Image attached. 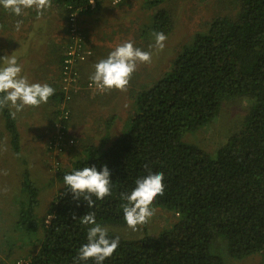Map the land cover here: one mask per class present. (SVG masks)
<instances>
[{"label": "trees", "instance_id": "trees-1", "mask_svg": "<svg viewBox=\"0 0 264 264\" xmlns=\"http://www.w3.org/2000/svg\"><path fill=\"white\" fill-rule=\"evenodd\" d=\"M91 1L53 0L65 9L64 19L73 15L77 25L84 15L94 17L95 4L110 2L94 0L93 7ZM173 1H144L142 5L153 13L141 36L171 34L173 20L163 5ZM239 5L235 18L217 16L206 24L207 30L199 29L190 42L178 46L168 68L154 75L150 86L141 81L140 89H131L135 111L119 135L113 136L112 130L116 115L110 116L98 142L83 148L71 167L56 171L54 181L63 189L48 213L49 221L37 215L40 189L26 177L27 200L20 205L17 224L37 252L24 264H74L79 248L87 243L91 225L81 224L80 218L88 212H94L97 223L108 229L109 239L119 237L118 248L103 264H228L258 253L264 257V0H240ZM80 30L87 33L83 27ZM63 59L60 54L59 67ZM71 97L65 99L63 91L55 89L47 102L51 108L64 101L69 111L64 119L59 118L62 110L56 107L54 113L49 108L53 123H60L64 132L62 154L72 146L71 116L80 104L76 95ZM238 98L252 100L242 128L225 139L215 154L187 140L220 114L225 101ZM3 117L16 144L20 138L16 117L8 109ZM54 129L51 138L58 132ZM104 165L110 171L112 194L103 200L93 197L95 206L89 208L83 199L73 198L63 177L84 167L101 171ZM149 170L164 174L165 188L164 196H158L151 207L173 220L154 236L148 223L141 225L138 238L111 232L110 228L127 226L121 193H130L136 179Z\"/></svg>", "mask_w": 264, "mask_h": 264}, {"label": "rangeland", "instance_id": "rangeland-1", "mask_svg": "<svg viewBox=\"0 0 264 264\" xmlns=\"http://www.w3.org/2000/svg\"><path fill=\"white\" fill-rule=\"evenodd\" d=\"M144 1L121 0L115 4L113 0H110L109 4L114 8H112V15L111 13L108 14V10L106 13L101 12L107 19L106 25L108 24L102 28L101 32L103 33L101 35L104 38V44L109 43L113 46V49L125 41H132L135 47L144 48L143 51L152 53L151 63L138 65L126 92L118 90L106 93L91 92L87 90L85 85L86 81L90 79L83 80L84 85L80 84L79 91L72 93L78 97L76 103H80L77 108L75 104L76 112H73L71 116L72 127L69 129L70 138L68 141H72V146L70 148L67 147L66 152L64 151L61 157L53 156L48 150L49 140L53 135L51 130L56 131L54 129L56 128V122L53 123L54 118L49 112L48 103L45 105L41 104L36 108L26 107L16 114L15 119L20 132V138L16 144L11 141V133L3 117L4 109L9 110V108L6 107L0 110V264H12L11 262L17 258L28 262L31 255L37 252L35 247L30 246L32 241L30 236L17 224L20 205L27 200L23 189L26 177L33 180L40 189L39 204L36 208L37 215L41 218L46 217L49 220L51 215H48V213L52 204L63 189L61 185L54 181L56 171L71 167L72 163L82 156L83 148L98 142L99 136L103 134L106 121L110 119V116L116 115L115 126L112 130L115 131L113 136L119 135L126 128L127 121L135 111V108H133L134 99L130 94L134 91L131 89H140L139 83L141 81H145L144 84L147 87L150 86L153 76L168 68L171 58L177 54L178 46L190 42L193 39L194 32L199 29L207 30L208 26L206 24L217 16L235 18L240 6V0H175L170 4L163 5L164 8L170 11L173 29L171 34L167 36L163 51L157 52L154 47V36H141L143 28L147 27L151 21L150 15L153 13L150 8L142 5ZM124 5L127 7H124ZM4 15H6L5 21L2 18ZM69 17L66 18L64 23L65 39H67L64 40V43L58 42L59 44L56 43L55 45L58 53L62 55H64L69 41ZM55 18L53 17L49 20L41 19V22L46 27L44 31L46 35L44 36L40 30L38 31V34L41 35L36 41V43L40 44L39 50L32 52L35 63H39L38 58L41 55V49L46 48L45 41H48L49 36L52 37L53 35ZM17 20H21L20 16L17 17L12 13L3 11V7H0V23H4V25H0V58L6 55L10 56V53L15 55L22 47H25V49L29 47L26 46L25 40L21 42L26 27L21 25L19 31L15 27L13 28ZM26 21L30 22V19L26 18ZM99 22L101 23V20ZM110 24H113L112 27ZM118 24L124 25L122 28L125 29L126 27V31L124 33L120 31L118 35H111L114 30H122ZM96 26H98L97 23ZM78 27H81L80 24H78ZM15 43L19 44L15 45ZM150 45H153V47H150ZM85 47L90 50L87 46L86 34ZM103 55L107 57V53ZM87 59L88 57L77 65L78 69L79 65ZM2 64L3 61L0 60V66ZM28 65L31 67L32 62L28 61ZM56 65H58V62H56ZM60 67L62 69L61 65ZM36 69L37 66L34 65L30 69V74H26L30 76V82L32 75H37ZM34 71L35 73L33 74ZM78 73L80 80V69ZM60 82L57 85L54 83L52 87L60 91ZM49 100L51 99L49 98ZM251 102L252 100L248 98L225 101L220 114L198 133L188 135L186 137L187 140H193L198 146L211 154H215L217 149L223 145L225 139L236 131L241 130ZM64 106V101L58 102L57 105L54 102L50 109L54 112L56 107L62 110ZM47 107L48 109L45 110ZM61 117L63 115L59 116V118ZM56 162H58L57 166ZM153 211L154 215L148 221V228L150 234L154 236L163 229L168 228L173 219L164 211L155 210V208H153ZM110 230L118 235L138 238L143 232V227L138 226L137 231H132L127 226L110 228ZM218 246L221 247V243ZM7 256H10L11 260ZM228 264H264V257L261 253H258L241 261L230 260Z\"/></svg>", "mask_w": 264, "mask_h": 264}, {"label": "clouds", "instance_id": "clouds-1", "mask_svg": "<svg viewBox=\"0 0 264 264\" xmlns=\"http://www.w3.org/2000/svg\"><path fill=\"white\" fill-rule=\"evenodd\" d=\"M91 3H94V0ZM0 7L17 17L22 16L25 10L33 9L39 18L52 7V0H0ZM22 24V20L16 21L17 31ZM153 36L156 51H163L167 40L166 34L153 32ZM151 59V52L135 47L132 41L117 45L107 58L95 64V71L89 79L98 91L92 92L106 93L112 90L126 92L138 65L151 63ZM0 60L3 61L0 66V110L9 108L13 119L26 107L36 108L46 104L55 94V89L50 85L30 82L26 75H22V66L14 55H6ZM63 181L64 186H67L73 194V198L83 199L89 208L95 206L93 197L96 200H103L112 194L110 171L106 165L101 171H98L95 166L73 170L70 174L64 175ZM163 181L162 172L153 173L149 170L148 175L136 179V186L130 193H121V199L126 201L121 205L124 220L132 231H137L138 226L148 223L154 215L151 205L158 196H164ZM80 222L91 227L87 231V243L79 248L74 264L89 259H92L95 264H103V261L112 257L118 248L119 237L109 239L108 229L97 223L94 212H88L80 218Z\"/></svg>", "mask_w": 264, "mask_h": 264}, {"label": "crops", "instance_id": "crops-1", "mask_svg": "<svg viewBox=\"0 0 264 264\" xmlns=\"http://www.w3.org/2000/svg\"><path fill=\"white\" fill-rule=\"evenodd\" d=\"M121 0H119L120 2ZM94 4L92 3V6ZM94 7V6H93ZM97 10L93 11L94 17H87L84 15L79 21V24L81 27H83L85 30H87L86 36H87V46L92 49L93 53L91 56L88 57V59L79 65L80 69V75L83 78L84 81L88 79L95 71V64L99 62L101 59L107 58L104 57L103 54L107 53L108 54L113 50V46L110 45L109 43L104 44V38L101 35V30L103 27L107 26L106 25V17L101 13L102 11L106 13L108 10V14L111 13L112 15V8L108 2H104L100 4L98 7L95 4V7ZM3 11H5L3 9ZM65 9L61 6L56 5L53 0H52V7L49 8L44 12L42 16L37 18V13L33 9H28L25 10L24 14L20 16L21 20L23 21V26L26 27V31L24 32V37L22 40L26 41V46H29L28 49H25V47H22L14 56L17 58L19 61V64L22 66V75L30 74V69L34 67V65L37 66V75L34 76L32 75V80L31 82L33 83H46L50 86H52L54 83L59 84L60 79H61V67L56 65V62H58L59 59V53L56 48V43L58 42H63L65 39V27H63L65 23V14H64ZM114 15V14H113ZM101 16V17H100ZM56 17V22L53 23L54 25V30H53V35L52 37L49 36L48 41H45L46 48L41 49V55L38 58L39 63H35V58L33 57L34 54L32 52L38 51L39 50V45L38 42L36 43L37 39L41 36L38 34V31L40 30L42 32V35H46L44 33L46 27L45 25L41 22V19L49 20L50 18ZM3 20L5 21L6 15H4ZM25 18V19H24ZM26 18L30 19V22L26 21ZM88 18V19H87ZM24 19V20H23ZM101 20V23L99 22ZM96 23L98 26H96ZM4 25V24H3ZM111 27L113 24H110ZM119 28H122L124 25L118 24ZM30 30H32L30 32ZM126 31L125 29L122 28V30H114L111 32V35H118L119 32ZM21 38V35H20ZM117 39V37H116ZM60 43V44H63ZM19 43H15V45H18ZM59 44V43H58ZM18 49V48H15ZM14 49V50H15ZM13 50V51H14ZM105 51V53H104ZM10 55H13L10 53ZM28 61L32 62V66L30 67L28 65ZM35 70V71H36ZM33 72V74L35 73ZM27 76V75H26ZM28 79H30V76H27ZM80 77V78H81ZM88 81V80H87ZM86 81V82H87ZM130 84V83H129ZM45 105V104H42Z\"/></svg>", "mask_w": 264, "mask_h": 264}, {"label": "built area", "instance_id": "built-area-1", "mask_svg": "<svg viewBox=\"0 0 264 264\" xmlns=\"http://www.w3.org/2000/svg\"><path fill=\"white\" fill-rule=\"evenodd\" d=\"M92 2V1H91ZM114 3L119 2V0H113ZM68 43L64 52V59L61 69V87L60 91L65 94V99L71 98V93H77L80 88V80L77 65L84 61L88 56L91 55L92 51L85 47V34L81 32L80 28L76 24V17L70 16L68 22ZM86 88L91 91H98L91 81H87ZM63 117L67 119L69 114L68 110L62 107ZM57 134L49 140L48 150L54 156H62L63 148L66 145L64 142V132L61 131L62 125L56 123ZM65 151V150H64ZM51 218V216H49ZM49 221V220H47ZM23 260H18L12 264H24Z\"/></svg>", "mask_w": 264, "mask_h": 264}]
</instances>
